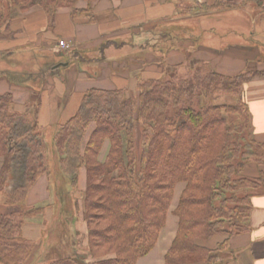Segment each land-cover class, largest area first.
Instances as JSON below:
<instances>
[{"label":"trees","instance_id":"trees-1","mask_svg":"<svg viewBox=\"0 0 264 264\" xmlns=\"http://www.w3.org/2000/svg\"><path fill=\"white\" fill-rule=\"evenodd\" d=\"M74 2L0 0V15L7 6L22 13L40 6L53 19ZM251 5L264 14V0H211L205 11ZM187 71L138 81L137 98L129 89H92L79 112L57 128L54 149L64 180L75 186L80 171L87 173L88 256L110 258L87 263L73 256L49 264H137L156 246L180 183L186 187L175 211L179 229L165 264H218L230 239L250 230L264 174L253 179L243 172L249 163L264 164V145L252 135L245 90L256 77L264 79V71L227 77L200 61ZM222 93L237 104L216 105ZM106 140L111 147L101 163ZM0 159V264H28L38 241L24 236L26 220L46 209L25 204L49 173L48 147L37 114L17 112L11 93L0 96ZM218 236L215 248L205 244Z\"/></svg>","mask_w":264,"mask_h":264},{"label":"crops","instance_id":"crops-1","mask_svg":"<svg viewBox=\"0 0 264 264\" xmlns=\"http://www.w3.org/2000/svg\"><path fill=\"white\" fill-rule=\"evenodd\" d=\"M210 1L197 0L196 4L203 7ZM181 2L75 0L73 7L58 9L53 19L40 6L24 13L15 11L7 22H0V96L11 93L15 110L37 114L46 133L74 117L88 91L133 89L140 78L164 76L165 67L203 61L227 77L264 71V14L248 6L225 11L190 10L184 15ZM162 38L177 46L167 56L155 51ZM21 55L30 57L29 65L27 60L17 67L2 64ZM245 97L252 135L264 145V79H253ZM92 132L87 133L85 144ZM110 147L106 140L99 154L101 163L106 161ZM2 163L0 159V170ZM262 174L264 164L255 162L247 164L243 172L253 179ZM80 178L83 188L84 168ZM45 180L40 179L41 185ZM185 187H180L177 201L176 186L157 244L137 264H165L178 233L175 211ZM252 205L250 230L230 239L218 264H264V191L253 198ZM26 226L24 236L31 239L35 230L28 234ZM221 239L218 236L205 244L215 248Z\"/></svg>","mask_w":264,"mask_h":264},{"label":"rangeland","instance_id":"rangeland-1","mask_svg":"<svg viewBox=\"0 0 264 264\" xmlns=\"http://www.w3.org/2000/svg\"><path fill=\"white\" fill-rule=\"evenodd\" d=\"M196 3L197 0H182L180 7L183 11L186 9L184 15H188L190 10H206V6H204L205 3H203V7L200 6L201 3ZM4 10L3 16L0 17V22H7L8 18H11V16L9 17L10 14H13L15 11H19L18 9L11 8L10 6H7V8ZM186 29L187 28H182V30ZM174 47H177L175 43L167 40L166 38H162L155 51H157V55L167 56L169 51H172ZM155 51L152 52L154 55L156 54ZM262 53H264V51H262ZM28 58L30 57L21 55L19 58H15L13 61L6 60L2 64L5 66L13 65V67H17L19 64H23V62L27 60V64L29 65L31 59L29 60ZM191 64L192 63L178 67H165L164 76L161 75V77L164 79L168 78V76L173 77L175 72L178 76H185L188 72L187 69L189 66H191ZM155 78L158 79L157 77ZM141 80L149 79L140 78L139 82H141ZM130 90L133 96L137 98L139 92L134 83L133 89L131 88ZM237 102L238 99L235 96L223 93L217 95L215 99V104L220 106L236 105ZM94 127L95 126H90L88 132H90V130L93 131ZM56 130L57 128L55 130H48L46 132L49 173L47 176L43 177L46 178V180L42 185L41 182H39L40 180L38 181L39 183H36L32 196L26 201L25 204L28 207H44L46 209L44 214L39 215L36 218H27L26 220V227L29 228L28 234H30L31 230H35L33 233L34 235L30 237H32V240L38 241L35 255L28 264H49L53 260L73 256L82 257L87 263L100 260L99 258L102 260L109 259L110 256L107 255L95 257L94 259L88 256V229L83 216V198L87 186V173L83 182V188L80 186V173L75 186L72 185L70 179L67 181L64 180L63 173L59 167L54 149V135ZM138 142L140 143V139H138ZM85 145L86 144L84 142V146ZM184 185V183L177 185L179 187L175 196L177 201L181 193L180 187H184ZM0 199H2V197H0Z\"/></svg>","mask_w":264,"mask_h":264},{"label":"built area","instance_id":"built-area-1","mask_svg":"<svg viewBox=\"0 0 264 264\" xmlns=\"http://www.w3.org/2000/svg\"><path fill=\"white\" fill-rule=\"evenodd\" d=\"M62 47H66L64 43L61 44Z\"/></svg>","mask_w":264,"mask_h":264}]
</instances>
